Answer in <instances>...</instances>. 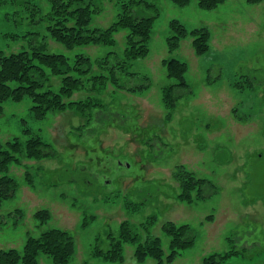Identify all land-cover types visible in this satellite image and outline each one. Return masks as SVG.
<instances>
[{
    "label": "rangeland",
    "instance_id": "obj_1",
    "mask_svg": "<svg viewBox=\"0 0 264 264\" xmlns=\"http://www.w3.org/2000/svg\"><path fill=\"white\" fill-rule=\"evenodd\" d=\"M24 1L27 6L0 7V51L44 45L47 53L64 54L70 62L82 54L94 64L111 51L121 58L127 31L115 35L114 47L68 51L44 26L36 30L31 25L29 6L46 15L49 0ZM94 2L100 12L92 16V27L107 28L129 3L134 15L153 18L149 54L119 71L123 89L108 85L97 96L100 106L89 121L76 111H53L37 120L29 98L4 102L0 140L39 136L51 154L10 167L8 175L18 188L13 197L0 200V250L21 252L28 237L59 228L74 238L75 254L68 264H116L93 254L109 249L108 236H117L123 221L137 225L154 216L149 233L160 239L164 257L169 238L162 225L170 221L190 227L193 244L172 264H202L211 254L230 252L236 254L221 264H264V0L255 5L226 0L209 11L198 8L197 0L185 7L170 0ZM172 20L188 32L205 28L207 52L196 55L188 36L170 54L166 38ZM31 31L39 36L24 37ZM169 58L188 66L187 90L176 92L180 98L171 109L162 101L163 89L175 83L162 66ZM145 78L147 90L127 91ZM48 82L53 90L60 86L59 78L48 75ZM86 97L80 92L71 100ZM177 166L214 186L204 189L205 199L194 198L192 204L177 200L172 178ZM41 209L50 213L42 227L34 219ZM133 250L124 245L121 264H139ZM38 263L53 264L42 254ZM143 264L157 263L147 258Z\"/></svg>",
    "mask_w": 264,
    "mask_h": 264
},
{
    "label": "trees",
    "instance_id": "obj_2",
    "mask_svg": "<svg viewBox=\"0 0 264 264\" xmlns=\"http://www.w3.org/2000/svg\"><path fill=\"white\" fill-rule=\"evenodd\" d=\"M179 7H185L191 0H170ZM226 0H197L201 10H213ZM263 0H246L250 5H255ZM51 11L42 15L37 6H29L31 25L36 30L46 28L49 36L64 46L68 51L87 46L114 47L115 35L127 31L124 37V49L121 58L114 52H108L95 63L90 58L78 54L73 62L64 54H51L46 52L44 45H30L16 53L6 54L0 51V113L5 101L22 102L25 98L31 100L30 111L37 120H43L48 113L76 111L89 121L95 109L100 104L97 96L103 94L108 85L116 89H123L119 83L118 73L123 71L133 61L147 58L149 54L148 43L151 37L153 18L139 17L132 13L131 3L123 4L116 20L107 28L92 27L91 20L100 8L94 0H49ZM12 3L22 6L24 0H0V7ZM147 5V4H146ZM26 36H39L37 31L29 32ZM190 36L196 55H202L209 48V33L205 28L187 29L177 20L169 24V36L166 38L167 50L175 52L180 41ZM34 40V38H33ZM166 76L175 81L174 84L163 89V104L167 109L174 108L180 95L177 91L187 90L185 75L188 66L185 62L169 58L162 61ZM48 73V74H47ZM48 75L59 78L60 86L53 90L48 82ZM149 87L145 78L137 88L127 91H144ZM84 92V100H71L75 93ZM95 94V95H94ZM50 145L44 143L39 136H30L24 142L19 138L8 141L0 140V200L13 197L17 191L16 180L8 175L11 166H20L22 159L40 161L50 156ZM177 184V200L181 203L192 204L193 199H205L204 189L213 190V185L187 170L184 166H177L172 175ZM25 179L32 186L29 173ZM34 219L42 227L48 223L50 213L46 209L38 210ZM156 219L150 216L146 221L134 225L123 221L118 226L117 236L109 235V249L96 250L94 257H101L104 261L121 264L123 262V247H134V257L139 264L147 258L153 259L157 264H172L180 252L191 247L193 239L190 236V227L187 224H176L167 221L162 225L164 234L169 238V253L164 257L160 239L150 235V228ZM86 226V223H84ZM145 235L144 241L138 232ZM235 253V252H233ZM233 253H214L205 257L202 264H221ZM46 255L53 264H68L75 254V242L70 232L50 228L39 234L38 237H28L23 249L0 250V264H39L38 256ZM236 254V253H235Z\"/></svg>",
    "mask_w": 264,
    "mask_h": 264
}]
</instances>
